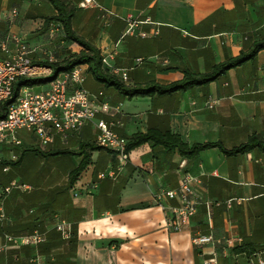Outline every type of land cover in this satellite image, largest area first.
I'll list each match as a JSON object with an SVG mask.
<instances>
[{
  "label": "crops",
  "instance_id": "1",
  "mask_svg": "<svg viewBox=\"0 0 264 264\" xmlns=\"http://www.w3.org/2000/svg\"><path fill=\"white\" fill-rule=\"evenodd\" d=\"M82 1L62 0L72 13V31L101 55L113 53L112 63L127 71L130 87L180 82L186 72L206 74L264 39V0H92L94 6L79 9ZM56 15L46 0H0V40L11 50L14 38L24 41L37 66L61 62L81 48L64 40L63 25L50 20ZM128 16L150 23L124 36ZM55 23L61 28L53 30ZM48 84L31 89L45 91ZM84 87L91 94L102 92L112 108L121 104L120 112L97 118L118 121L116 133L125 139L148 129L169 130L189 146L218 147L190 160L145 144L128 153L121 170L110 178L107 173L117 169L118 161L95 145L96 130L90 124L65 136L53 133V141L45 146L31 133L16 135L21 146L14 150V171L2 172L10 153L0 152L3 186L16 179L15 169L18 165L17 172L21 170L28 153L35 160L75 159V168L81 147L92 144L95 149L87 150L90 164L73 188L67 190L66 180L65 191L51 202L41 192L18 191L3 202L8 221L0 225V235L6 229L12 236L25 235L31 224L46 235L55 225L48 226L46 216L55 208L60 216L55 220L71 225L74 244L44 253L37 246L13 248L0 254V264H204L213 257L216 264H264V49L214 82L171 95L128 98L91 74ZM252 137L259 138L261 146L224 153ZM62 151L70 154L53 156ZM183 172L194 178L201 204L188 226L171 232L166 208L175 203L157 196L176 189ZM24 206L37 211L34 220L21 219ZM197 235H209L214 243L196 247L192 239ZM229 239L239 241L227 246Z\"/></svg>",
  "mask_w": 264,
  "mask_h": 264
},
{
  "label": "built area",
  "instance_id": "2",
  "mask_svg": "<svg viewBox=\"0 0 264 264\" xmlns=\"http://www.w3.org/2000/svg\"><path fill=\"white\" fill-rule=\"evenodd\" d=\"M92 5V0H83L77 7L87 9ZM104 15L110 16L111 13L104 12ZM125 21L127 28L124 36L133 35L139 25L150 23L149 19L141 22L131 16H128ZM60 28L61 24L55 23L53 30ZM157 33V30L154 31V35ZM12 42L14 48L11 50L5 42L0 40V52L5 53L4 57L0 56V152L7 150L10 153L6 164L2 167V172L8 174L11 165L17 161L14 150L21 146V141L16 136L19 131L33 134L39 144L45 146L53 141V133L65 136L80 131L90 124L96 130L95 145L112 152L118 161L117 169L109 170L107 173L108 177L114 178L116 171H120L128 160L127 141L116 133L118 121H107L97 116L98 114L109 115L112 111L118 113L121 104L112 108L102 92L96 95L89 93L84 87L87 67L79 65L70 72L58 75L48 84V89L45 91H33L29 87L21 88L13 102L3 107L4 103L12 98L13 87L17 80L47 76L51 73L50 69L37 66L32 62L31 50L24 41L14 38ZM101 58L102 65L108 72L124 84L128 82L127 71L112 63L113 53L101 55ZM140 62L141 60H137V63ZM212 107L213 105H208V108ZM2 159L0 156V163ZM194 183V178L183 172L176 189L163 191L157 196L165 197L175 203L166 208L169 214L166 228L171 232H179L188 226L191 218L197 213L201 201L194 192ZM13 191L27 194L32 192L33 188L16 179L0 187V225L8 221L3 202ZM54 230L62 241L70 240L72 227L66 221L57 220ZM237 241L239 240L229 239L226 245L233 246ZM45 242L46 235L38 229L21 236L3 233L0 235V254L13 248L38 246ZM192 243L196 247H202L213 244L214 240L209 235H197L192 239ZM204 264H216L215 257Z\"/></svg>",
  "mask_w": 264,
  "mask_h": 264
},
{
  "label": "trees",
  "instance_id": "3",
  "mask_svg": "<svg viewBox=\"0 0 264 264\" xmlns=\"http://www.w3.org/2000/svg\"><path fill=\"white\" fill-rule=\"evenodd\" d=\"M48 1L57 15L50 20H55L60 22L63 25L64 30V40L67 42L76 43L81 51L77 54L69 55L66 59L61 62H45L41 65L51 70V73L45 77H36L30 79H19L16 81L13 87L12 98L7 100L3 107L10 105L13 100L18 96L19 91L23 87L33 88L34 86L50 83L61 73L70 72L74 67L79 65H84L87 67V74H91L93 78L103 84L106 87L114 88L119 94L133 98L136 96H151V95H171L174 93L184 92L195 86L207 85L211 82L216 81L219 77L224 75L231 69H235L245 64L246 62L254 59L259 51L264 49V39L255 42L252 48L246 52L241 53L238 57L228 59L227 61L213 66L212 70L203 75H196L189 72H186L184 78L180 82H175L167 85H160L155 82H151L143 87H130L121 82L116 76L107 71L103 67L101 62V54L93 46L82 40L80 37L75 35L71 28V18L72 13L68 10L62 0H46ZM126 152L130 153L131 151L139 148L145 144H151L152 148L159 147L167 152L176 151L179 156L185 157L187 159H194L200 152L218 147L217 145L212 144H202V145H187L181 141V139L172 134L169 130H156L148 129L145 133H137L126 139ZM261 146L259 138L252 137L249 141L239 146L233 150L225 151L227 155L244 153L252 150L255 147ZM95 148L92 144H86L81 147V151L77 154L78 157H81L79 164L73 168L67 176V190L73 188L75 183L81 174L87 169L90 164V154L87 152L93 151ZM69 152L62 151L53 154V156H63L69 155ZM15 166V164L13 165ZM38 225L31 224L28 233H31L33 230L38 229ZM40 230V229H38ZM42 231V230H40ZM7 233H11L9 229H6ZM1 233V230H0ZM75 242V233L72 229L71 238L68 242H64L60 239L59 234L54 230H50L46 233V242L38 245L37 248L39 253H44L46 250H51L57 246H60L64 243L68 245H73Z\"/></svg>",
  "mask_w": 264,
  "mask_h": 264
},
{
  "label": "rangeland",
  "instance_id": "4",
  "mask_svg": "<svg viewBox=\"0 0 264 264\" xmlns=\"http://www.w3.org/2000/svg\"><path fill=\"white\" fill-rule=\"evenodd\" d=\"M38 87V86H34ZM29 133L24 131H19L16 135L18 137H24ZM31 135V134H29ZM45 152H47L45 150ZM7 157V155H6ZM34 154L28 153L25 158H23V162L20 166L21 170L17 172L15 169V177L16 180H21V182L30 185L33 188L32 192L39 193L41 192L44 197H48V201L51 202L56 196H58L61 192H64V185L67 180V174L73 169L74 165H76L75 159H54L52 157L42 158L40 156L33 158ZM15 167H11V171H14ZM1 171V169H0ZM16 172L18 173L16 175ZM20 172V173H19ZM23 179V181H22ZM2 175H0V187L5 185L3 183ZM17 192H13L12 194H16ZM20 194V193H17ZM25 194V193H23ZM29 194V193H27ZM25 196H20V199H23ZM17 199L15 202H17ZM58 200V199H57ZM35 199H27L28 203H33ZM57 202V201H55ZM23 212L20 213V217L24 222H30L34 220L37 216V211L32 210V206H24ZM59 216L55 210L52 209L51 212L46 216L48 226H52L55 224L56 217ZM60 217V216H59Z\"/></svg>",
  "mask_w": 264,
  "mask_h": 264
}]
</instances>
